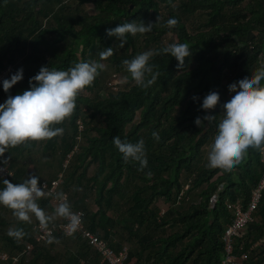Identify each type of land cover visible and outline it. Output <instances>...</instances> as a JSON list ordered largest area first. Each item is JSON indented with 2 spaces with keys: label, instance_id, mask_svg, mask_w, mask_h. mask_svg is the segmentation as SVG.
Returning a JSON list of instances; mask_svg holds the SVG:
<instances>
[{
  "label": "trees",
  "instance_id": "obj_1",
  "mask_svg": "<svg viewBox=\"0 0 264 264\" xmlns=\"http://www.w3.org/2000/svg\"><path fill=\"white\" fill-rule=\"evenodd\" d=\"M87 4L95 15L85 13ZM195 15L201 19L191 32L185 16ZM169 17L177 19L176 26H166ZM132 20L151 22L152 30L126 34L123 45L107 35V28ZM167 35L187 43L191 55L180 68L175 57L154 55L150 63L159 75L149 88L138 87L122 61L146 50L158 52L167 45ZM105 47L113 52L101 59L98 53ZM79 60L111 64L128 82L113 90L109 81L105 96L79 92L71 116L55 125L62 134L9 146L3 165L14 172L10 181L27 178L37 159L53 167L49 161L61 152L60 171L50 178L37 175L38 183L52 185L64 174L60 192L68 196L71 210L82 211L85 227L115 251L127 247L129 264H221L223 236L234 218L228 203L249 205L264 176L263 155L250 147L230 169L208 165L205 148L214 123L204 120L197 126L194 119L206 114L199 105L212 89L220 101L207 112H222L221 101L231 91L224 84L226 71L235 79L264 66V0H0V81L23 68V78L7 93L0 86V102L27 89L41 65L67 69ZM98 75L84 90L98 89ZM117 135L131 142L143 138L146 167L122 159L112 143ZM37 202L45 212L52 209L46 192ZM39 224L36 217L21 221L0 205L3 252H22ZM9 229L23 234L10 236ZM233 243L235 254L245 255L243 264H264V196L255 221ZM20 264L107 263L80 235L71 238L59 231L51 242L35 244Z\"/></svg>",
  "mask_w": 264,
  "mask_h": 264
},
{
  "label": "clouds",
  "instance_id": "obj_2",
  "mask_svg": "<svg viewBox=\"0 0 264 264\" xmlns=\"http://www.w3.org/2000/svg\"><path fill=\"white\" fill-rule=\"evenodd\" d=\"M158 19V18H157ZM178 23L175 17H169L165 24L172 28ZM153 23H137L135 20L119 23L115 27L107 28L108 36L116 37L123 45L127 40L126 34L136 35L152 30ZM112 47H105L98 55L101 59L110 56ZM192 52V51H191ZM190 46L183 42H171L158 52L146 50L124 59L122 64L130 74L135 84L143 89L149 88L157 79L158 72L150 59L157 54H167L175 57L177 67L184 65V58L191 55ZM104 64L96 60H79L67 69H58L41 65L38 72L29 78V87L15 95H7L0 102V167L7 160L4 156L9 146H17L28 141L51 139L63 133L60 124L70 117L75 108L77 94L90 85ZM23 78V68H17L8 78L0 81L4 92ZM127 77H125V81ZM264 66L235 79L227 81V88L231 91L221 101L223 110L213 115L207 110L212 109L220 97L216 89L208 91L202 98L199 107L206 114L197 116L194 123L202 126L204 120L214 123L215 130L211 136L207 149V164L230 169L241 162L248 148H255L264 152ZM195 102L198 97H192ZM152 136L158 141V132ZM115 148L122 154V159L139 163L140 169L147 166L143 138L136 142L121 139L119 135L112 138ZM39 177L29 175L22 182L13 183L7 178L0 180V205L13 210V214L21 221H29L34 215L42 227L55 217H63L68 221L67 227L74 231L80 224L81 217L71 210V206L63 192L55 194L59 201L54 214L47 215L38 205V199L45 195L44 187L38 186ZM8 234L20 237L21 229H9ZM68 234H71L69 232Z\"/></svg>",
  "mask_w": 264,
  "mask_h": 264
},
{
  "label": "built area",
  "instance_id": "obj_3",
  "mask_svg": "<svg viewBox=\"0 0 264 264\" xmlns=\"http://www.w3.org/2000/svg\"><path fill=\"white\" fill-rule=\"evenodd\" d=\"M7 76L2 77L4 79ZM113 90H117V83H111ZM263 162H264V152ZM66 167V166H65ZM0 178H7L8 180L14 179V172L7 168L5 165L0 167ZM64 180V174H60L59 178L54 180L52 185L48 181H43L41 184L38 183V186L44 187V191L48 195L49 193L55 194L59 191L60 186L62 185ZM189 188L188 186L186 187ZM49 197H53L54 195H48ZM264 196V176L259 182V185L255 188L252 194V199L245 207L241 201L230 202L228 203V209L233 214V222L230 224L223 236L224 241V250L225 254L221 261V264H243L242 257H239L235 254L233 238L236 236H241L242 231L252 222L255 221V213L259 209ZM81 217L80 224L78 227L72 231L67 227L68 221L63 218L62 222L54 225H48L47 228L42 227L40 224L35 226L36 235L33 242L26 243L25 249L18 254L11 255L7 252H0V261L2 264H20L22 259L26 256V252L32 250L36 245L45 244L51 242L57 233L63 232L67 237H73L75 235H80L83 240L87 242V244L97 252L102 259L107 264H129V250L127 247H124L121 251H115L107 241L103 238L99 237L97 234L91 232L89 229L85 227L84 224V213L82 211H73ZM71 232V234H68ZM28 262V259H26Z\"/></svg>",
  "mask_w": 264,
  "mask_h": 264
},
{
  "label": "rangeland",
  "instance_id": "obj_4",
  "mask_svg": "<svg viewBox=\"0 0 264 264\" xmlns=\"http://www.w3.org/2000/svg\"><path fill=\"white\" fill-rule=\"evenodd\" d=\"M83 10L85 11V13H90L92 15H95L97 13L94 10L92 4L85 5L83 7ZM185 19H187L186 23L188 25L189 30L191 32H193L194 29H195V26H197L196 25L197 21H199V19H201V18L199 16L195 15V16H190V17L185 16ZM164 42L166 44L171 43V42H177V39L172 37V36H170V35H167L165 37V39H164ZM6 74L8 75L9 72L6 73ZM119 75H121V76H119ZM98 77H99V85H98V89L97 90H95V91L90 93L89 91H86V90L82 89L80 91V93L85 95V96H88L90 98H92L94 96H98V95L105 96L106 93L109 94V92H110V89L108 90V88H107V85H108L109 81L111 83L116 82L117 86L121 87V88L124 87L127 84V82H128V79L125 81V77H127V76H124L122 74L117 73L115 71L114 66L111 65V64L105 65L104 69L102 71H100ZM233 77H234V75H232L231 72L226 71L225 81H224L225 86L227 84V81H229L230 79H233ZM78 124L81 126V129H82V122L80 121ZM79 142L80 143L82 142V140L80 141V138H79ZM207 149L208 148L206 147L205 148V158H206V160H207ZM60 156L62 157L61 152L58 153L56 157H54L55 158L54 162H53V160L49 161L50 163L53 164V167L51 165L48 166L49 163H48L47 159H43V158L42 159H37L35 162H32V164H30V170H31L30 173H33V175H44L45 178L52 177L53 173L55 174L56 172L60 171V165L58 164V163H60V158H59ZM51 158H49V159H51ZM71 158H72V154H70L66 158V160L64 161V167L65 166L67 167V165H68L69 161L71 160ZM61 172H63V171H61ZM61 172H59V173H61ZM89 172H90V175H92L94 173V168H92ZM55 175H53V177ZM60 189L61 188H59L58 192H60ZM66 197H68V196H66ZM30 218H31V220H34L35 216L31 215ZM7 228H9V227H7ZM3 251L4 250H3V247H2V244H1L0 245V252H3Z\"/></svg>",
  "mask_w": 264,
  "mask_h": 264
},
{
  "label": "crops",
  "instance_id": "obj_5",
  "mask_svg": "<svg viewBox=\"0 0 264 264\" xmlns=\"http://www.w3.org/2000/svg\"><path fill=\"white\" fill-rule=\"evenodd\" d=\"M31 175H33V173H30ZM59 203V201L58 200H56L55 198H53L52 197V202H51V204H52V209L50 210H47L45 213L47 214V215H53L54 214V210H55V208H56V206H57V204ZM30 220H31V218H30ZM34 220H35V218H34ZM63 220V217H55L50 223H52V224H55V223H60L61 221ZM33 221V220H32ZM13 227V226H12ZM72 238V237H71ZM75 246L74 245H72V248H74Z\"/></svg>",
  "mask_w": 264,
  "mask_h": 264
}]
</instances>
